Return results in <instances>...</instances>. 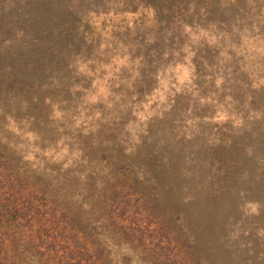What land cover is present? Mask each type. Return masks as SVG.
<instances>
[{"label": "rangeland", "instance_id": "1", "mask_svg": "<svg viewBox=\"0 0 264 264\" xmlns=\"http://www.w3.org/2000/svg\"><path fill=\"white\" fill-rule=\"evenodd\" d=\"M218 2L223 5L202 18L206 29L186 37L182 65L191 68L189 81L179 84L171 73L163 102L146 110L153 93L146 94L135 115L113 120L119 102L104 105V85L60 108L30 100L0 120V137L35 177L47 181L58 173L74 181L75 192L86 190L74 171L77 148L87 146V136L109 140L110 152L153 192L160 216L174 215L166 226L171 244H185L196 264H264V0ZM222 10L224 26L218 24ZM190 42L198 68L189 63ZM198 182L209 185L201 189ZM127 219L141 227L145 248L123 234L102 240L111 264H163L151 249L164 230L149 225L153 219L144 213L131 211Z\"/></svg>", "mask_w": 264, "mask_h": 264}, {"label": "trees", "instance_id": "2", "mask_svg": "<svg viewBox=\"0 0 264 264\" xmlns=\"http://www.w3.org/2000/svg\"><path fill=\"white\" fill-rule=\"evenodd\" d=\"M221 5L218 0H0V120L30 100L49 108L77 103L76 98L80 103V96L87 98L102 85L109 90L104 105L119 102L113 120L123 119L124 112V118L135 115L165 69L186 64V37L206 29L202 18ZM221 14L218 24L224 26V10ZM191 43L189 63L198 68ZM116 56L128 57L118 72L112 64ZM241 67L251 72L244 60ZM168 76L172 83L171 72ZM87 137V146L77 148L80 162L72 163L80 167L74 171L84 192H75L74 181L58 173L47 181L35 177L13 160L0 137V264H111L102 240L123 234L145 248L141 227L135 230L127 219L131 211L164 230L161 238H152L151 249L163 264H196L185 244H171L166 226L174 224V215L160 216L153 192L110 152L109 140Z\"/></svg>", "mask_w": 264, "mask_h": 264}, {"label": "clouds", "instance_id": "3", "mask_svg": "<svg viewBox=\"0 0 264 264\" xmlns=\"http://www.w3.org/2000/svg\"><path fill=\"white\" fill-rule=\"evenodd\" d=\"M131 16L132 14H128ZM151 15V13H149ZM97 24L99 21H95ZM128 63V57H120L116 56L113 57L112 64H114L115 71H119L121 66H127ZM106 67H112V65H106ZM80 70L81 71H86V66L85 65H80ZM174 73L176 80L179 82V84H183L186 81H189L190 75H191V68L190 66H185L182 64H177L174 68L169 66L167 69H165V72L159 76V87L154 89L153 94L147 98V103L144 104V108L147 110L148 105L151 104L153 101H160L163 102L165 99V93L168 91V84L171 79L170 76H168V73ZM112 73L110 72L109 75ZM174 87L178 88V85H174ZM179 90V89H178ZM101 92H104L105 89L101 87L100 89ZM92 99H95L93 96ZM143 115V114H141Z\"/></svg>", "mask_w": 264, "mask_h": 264}]
</instances>
